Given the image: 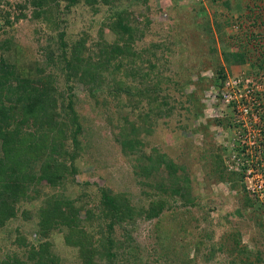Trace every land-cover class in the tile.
<instances>
[{"label": "rangeland", "instance_id": "obj_1", "mask_svg": "<svg viewBox=\"0 0 264 264\" xmlns=\"http://www.w3.org/2000/svg\"><path fill=\"white\" fill-rule=\"evenodd\" d=\"M214 3L212 0H43V5L38 8L27 0L0 1V9L11 21V25L3 28L6 20L0 19V37H11L14 43L22 47L18 67H23L22 72H28L34 78L36 67L41 69L38 75L52 81L56 98L61 102L68 100V96L72 97L75 109L82 115V119H79L84 126L80 136L83 140L80 153L85 158H77L80 173L73 179L78 183L70 179L62 187L63 193L76 200L78 206L98 202L103 188L128 197L129 205L119 207V218H112L113 228L102 226L100 234L95 233L96 238L88 241V244L100 245L98 249H103L101 239L97 238L100 236L107 240L105 233L110 234V256H100L107 248L97 253L94 258L96 264H234L232 258L235 254L225 252L226 247L224 252L217 251L212 259L208 258L212 247L217 248L227 241L224 237L230 232H240L241 245L249 250H260V264H264V229L251 219L241 188L234 184L240 181L239 177L230 176L223 160L224 168L220 170L218 164H209L210 161L201 155L207 130L215 137L216 147L223 142L220 136L226 133L224 126L219 129L220 124L211 120L216 118L213 117L216 108L210 90L215 86L213 80L218 76V70L224 69L228 76L264 74V59L257 68H252L251 62L235 56L242 51V47L236 44L239 39H234L233 35L241 32V27L233 22L222 33L215 18L223 20L230 12L226 6ZM19 4L25 5L23 10L17 7ZM202 8L207 13L208 29L199 26L203 17ZM36 10L43 12L41 17L46 14L53 20L54 16H58V19L61 13V24L57 28L52 27L49 25L51 21L35 15ZM245 11L248 9L245 8ZM119 15L124 20L117 33L111 26L118 24ZM124 28L132 30V33L134 31L135 39L131 48L124 53H113L116 57L112 58L110 71L104 74L103 86L99 81L91 89L92 86L71 76L72 70L64 61L62 37L69 42L67 48L84 39L89 51H101L107 46L110 53L113 47L116 49V44L123 46L120 31ZM51 50L55 51L54 60L50 58ZM99 51L96 52V62L102 59ZM72 53V48L68 49L67 57H71ZM155 53L160 58L166 57L169 66L183 73L180 90L174 96L184 99L185 91L197 99L195 93L198 91L199 102L206 107L194 108L187 103L185 108L181 107L185 111L175 110L173 116L160 120L153 135L146 136L148 144L144 151L152 153L156 147L174 163L185 168L187 179L182 176L183 182L188 183L190 194L198 198L196 203L199 204H185L184 199H179L177 195L173 201L169 199V205L160 216L150 219L144 211L140 212L147 208L151 199L147 192L154 191L143 183L146 178L137 168L139 153H123L115 134L119 131L116 124L123 123L121 117L129 112L128 106H123L124 99L130 98L131 94L127 89L137 93L141 80L138 76L148 72L146 68L154 60ZM130 69L138 76L129 75ZM200 77L207 78L209 87L207 84H193L192 80L195 82ZM197 88L204 89L199 91ZM93 92H96L95 96ZM104 99L107 100L106 105L102 104ZM60 105L57 111L65 117V104ZM199 110L201 114L196 116ZM192 121L191 129L188 124ZM68 148L73 151V143H69ZM40 188L39 197L19 200L16 204L18 215L0 227V264L9 256L28 259L29 264H35V260L30 258L34 254L32 250L36 252L40 249L38 224L42 210L48 208L43 202L47 194L56 190L47 185ZM78 212L82 219L87 215L86 208ZM97 218L93 230H97L99 223H104L102 215L98 214ZM90 225L88 221L86 228L92 230L93 226ZM65 228L54 227L50 230L49 251L57 256L59 264H82L81 250L67 244L68 231Z\"/></svg>", "mask_w": 264, "mask_h": 264}, {"label": "trees", "instance_id": "obj_2", "mask_svg": "<svg viewBox=\"0 0 264 264\" xmlns=\"http://www.w3.org/2000/svg\"><path fill=\"white\" fill-rule=\"evenodd\" d=\"M212 1L215 2L214 4L226 6L230 12L223 20L215 18L216 25L222 33L225 31V27L232 25L233 22L241 27L242 31L233 35L234 39H239L236 44L242 47V51L235 54V56L242 61L251 62L252 68H257L261 60L264 59V0ZM27 2L38 8L43 5V0H27ZM244 3H246L245 7L243 6ZM17 7L23 10L25 5L19 4ZM233 8L240 9L234 10ZM245 8L248 11H245ZM239 10L243 11L239 13ZM35 13L42 20L51 21L49 25L54 28L61 24V13L58 19H56L58 16H54V20L46 14L41 17L43 12L40 10H36ZM202 15L199 26H202V28L206 26V29H208L207 13L203 8ZM1 18L6 20L3 28L11 25V21L8 16L6 17L3 9H0ZM119 18L118 24L111 26L117 33L120 30L119 25L124 20L121 15H119ZM0 29H2V26H0ZM131 31L126 28L120 31L124 44L123 46L119 43L116 44V49L113 47L110 51L111 54L108 52L107 46L106 49L98 50L102 57L98 62L95 61L98 56L96 52L98 51L93 52L92 49L89 51L84 39L71 45L70 48H72L73 53L68 58L66 53L70 49L67 48L69 42H66L62 37L64 61L70 67V71L72 70L70 72L71 76L92 86L91 89L99 81L103 86L104 74L110 71L109 68L113 64L111 63L112 58L116 57L113 53L116 51L117 53H124L126 49L131 48V43L135 39V33ZM126 34L128 35L126 36ZM54 52L53 50L50 51V58L53 60L55 59V56L52 58ZM21 53L22 47L14 43L11 37H0V227L11 217L18 215L16 204L19 200H24L26 197H39L40 186H50L56 190L52 194H47V198L43 202L48 208L45 207L42 210L41 221L38 224V234L40 236L38 245L40 249L36 252L32 250L31 252H34V254L30 259H34L35 264H59L57 263L59 262L57 256L49 251L50 242L48 237L52 228L57 227L64 230L66 227L65 229L68 231L66 242L81 250L82 264H96L94 258L98 255L97 253L107 248V251L100 253V256H110L109 252L112 249V243L108 239L110 234L105 233L107 240L105 237L100 238L99 236L97 238L98 240L101 239V246L105 247L103 249H98L100 245L88 244V241H90V238H96L95 233L100 234L101 228L103 229L102 226L107 225L108 228H113L114 221L112 218H119V209H121L119 207L129 205L128 197L123 193L113 194L107 188H103L100 191L98 202L96 200L93 205L81 203L78 206L75 203L76 200L63 193L64 189L62 190V187L70 179L73 183H78L73 178L80 173L77 158H80L82 154L80 149H82L83 140L80 136L84 126L79 120L82 119V115L79 110L75 109V101L72 97L68 96V100L63 99L61 102L56 98L53 93L52 81L46 79L44 75H38L42 72L41 69L36 67L35 78L29 75L28 72H22L23 67H18L19 60L22 58ZM154 56V60L152 59L153 61L146 68L148 72L146 71L144 76L140 72L138 73L141 76H138L135 71H131L133 69L128 70L129 75L138 76L141 80L139 81L137 93L127 89L131 94L130 98L124 99L123 106H128L129 112L121 117L123 123L116 124L119 131L115 134L116 141L123 153L126 155L139 153L137 160L140 163L137 168L140 170L139 173L146 178V182L143 183L154 191L147 192L151 199L147 204V208L140 212L144 211L146 217L150 219L160 216L165 207L169 205L170 200L173 201L177 198V195L180 196L179 199H184L185 204H199L196 203L198 198L190 194L188 183L183 182L182 176H187L184 171L185 168L174 163L166 153L159 152L156 147L153 148L152 153L144 151V147L148 144L145 140L146 136L153 135L161 119L173 116L175 110L179 111L187 103H191L194 108L206 107H204V103L199 102L200 94L198 91L195 93L197 99L193 94L188 95L185 91L184 99L176 98L174 95L180 90L183 73L175 71L172 66H169V63H166V57L160 58L156 53ZM227 77L225 70L220 68L213 84L222 86ZM192 81L194 85L207 84L206 86L209 87L206 77H200L195 82ZM171 89L173 90L172 93L170 92ZM197 89L201 91L204 88ZM95 94L96 92L92 93L94 96ZM58 101L60 104H65V117L57 111L58 105H60ZM106 102L107 100L104 99L102 104L106 105ZM180 111L185 110L181 109ZM200 114L201 111L199 110L196 116ZM131 117L133 118L131 119ZM63 118H66V120ZM211 120L220 124L221 127L224 126L225 130H229V125H232V119L229 117H216ZM192 123L193 121L188 124L191 129L193 128ZM69 125L72 126L68 127ZM69 128H71V132L68 130ZM205 134L207 135L204 139L205 145L203 144L201 148V155L210 161L209 164H218L221 170L224 168L222 147L215 146V137L212 133L210 134L207 130ZM71 138L72 142H70ZM69 143H73V151H69ZM180 170L181 174H179ZM229 174L232 178H235L236 175L239 177L240 181L238 183L234 182V184L235 186H241V195L244 202L247 203L246 208L250 212L251 219L264 229V201L258 196L250 194L243 182L244 176L242 174L235 172H229ZM185 178L187 179V177ZM154 195L156 196L154 197ZM85 208L87 215L82 219L78 211ZM132 208L136 209L134 204ZM137 210L139 211L138 208ZM98 214L103 216L102 221L104 223H99L97 230H93L94 227L96 228L94 221L98 219ZM88 221L91 222L90 226H93L92 230L86 228ZM240 236H242L240 232L226 233L224 238L227 241L217 246V248L212 247L208 258L212 259L213 254L217 251L224 252L226 247L225 252L229 251L231 254H235V257L232 258L234 264L237 262H242L241 264H260L262 261L260 250L252 251L249 250L250 248L241 245ZM199 245L200 241L197 248ZM2 264L29 263L28 259L9 256Z\"/></svg>", "mask_w": 264, "mask_h": 264}, {"label": "built area", "instance_id": "obj_3", "mask_svg": "<svg viewBox=\"0 0 264 264\" xmlns=\"http://www.w3.org/2000/svg\"><path fill=\"white\" fill-rule=\"evenodd\" d=\"M258 75L228 76L210 93L216 108L213 117L232 119L220 136L225 165L229 172L242 174L250 194L264 201V74Z\"/></svg>", "mask_w": 264, "mask_h": 264}]
</instances>
